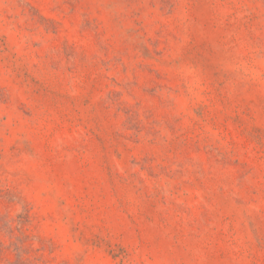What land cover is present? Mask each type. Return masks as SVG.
Segmentation results:
<instances>
[{"label":"rangeland","instance_id":"obj_1","mask_svg":"<svg viewBox=\"0 0 264 264\" xmlns=\"http://www.w3.org/2000/svg\"><path fill=\"white\" fill-rule=\"evenodd\" d=\"M0 264H264V0H0Z\"/></svg>","mask_w":264,"mask_h":264}]
</instances>
